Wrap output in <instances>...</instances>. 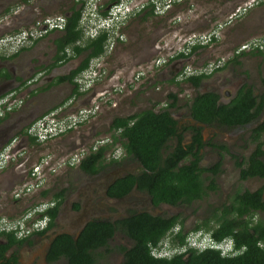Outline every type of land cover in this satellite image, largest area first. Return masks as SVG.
I'll use <instances>...</instances> for the list:
<instances>
[{
	"label": "flooded vegetation",
	"instance_id": "obj_1",
	"mask_svg": "<svg viewBox=\"0 0 264 264\" xmlns=\"http://www.w3.org/2000/svg\"><path fill=\"white\" fill-rule=\"evenodd\" d=\"M15 1L0 0V13L6 10V8L10 9L11 4ZM19 2H21V7L17 6L11 16L6 17L7 15H4L3 19H0V38L10 34H19L21 31L27 32L26 41L13 46L11 49H0V152L6 145L12 144L10 155L16 156L21 153L20 143L22 141L27 140L32 143L30 139H33V143L38 144L37 137L29 132L34 123L42 121L43 124H56L66 114L76 112L78 106L89 105L98 96L112 91L113 87L112 82L106 88L102 87L101 81L103 78L107 77L111 79L113 73L108 72V76H106L104 71H100L98 66L95 68L98 73L96 79L92 81L88 90L81 91L79 75L84 70L79 73L77 71L82 65L85 54L67 58L72 55V52L70 55H67L65 54L66 49L62 50L60 47L66 21L72 15L69 9L73 6L79 8L76 0H38L37 7L40 10L44 9L46 12H51L47 11V8H49L53 11L62 12L54 17H49L45 14L47 17L41 19L36 18V15L34 17L28 15L30 14L29 6L23 3L26 2L25 0H19ZM9 17V21L11 20V22H4ZM56 17L64 19L63 27L61 29L52 28L48 30L42 22L47 18ZM153 33H156V31L154 30ZM218 34L219 36L216 37L215 41L211 42L212 45L221 39L222 31ZM238 37H235L232 41L236 43ZM147 38L145 40L142 39V43L138 45L143 47L147 43H150L147 42ZM117 44L123 43L118 42ZM151 44L154 45L153 42ZM239 46L237 47L239 48ZM2 52H5V54H2ZM242 52H246V54L244 53L245 55L237 57V59L242 58L241 63L233 64L230 59L240 55ZM251 53L250 50L236 53L234 48V54L230 56L231 58L228 61L225 62L220 58V65L209 73V76L200 83L197 89H194V95L196 93L212 92L217 95L218 105L227 106L238 97L241 91L250 89L252 96L256 97V102L262 104L259 112L254 117L250 119L241 118L240 116H236L233 119L217 117L209 121L199 122L190 115L188 107L190 100L187 107L178 108L177 106L170 110L173 120L176 122L177 135L181 138L179 140L177 136L170 137L166 142L165 148L162 150V156L164 157L169 154L175 149L177 143L180 142L186 155L184 160L177 163L176 166L177 168L181 166L189 167V185L199 187V191L196 193L199 195L197 199H191L187 203L177 201L174 205L167 202H157L154 204L150 194L146 190L137 189L136 185L129 192L120 196L109 193L110 186L116 180L127 175L133 177L140 176L143 174L142 171L146 172L141 165L126 159L120 143L116 142L115 147L106 152V163L111 161L110 164L104 165L97 173L82 172L90 178L95 177L101 170L108 172L98 182L97 188L100 190V194L95 193L92 195L91 184H82L77 192L71 195L68 194L64 198V201L60 204L62 211L58 208L52 224L48 220L41 230H30L29 223L25 222L24 230L18 234L14 233L18 240L24 239L25 241L11 248L9 253H15L17 256L16 249L21 246H29L32 238L34 240V246H32L34 251H45L44 255H41V259L44 261L42 264H54L62 260L66 263V259L63 257L54 262L47 261L48 249L52 240L60 235H67L75 240L82 230H79L80 225H84L90 221H103L109 223L113 228V233L107 242L118 238L119 241H116V243H122L118 258L120 259V264H124V254L133 247L134 242L122 231L121 222L132 215L141 213H145L153 218L174 220V226L168 236L169 243L173 245L172 239L180 233L181 235H186L189 245L197 251L209 250L200 247V241L198 240L199 235H210L204 229L206 227L210 229L218 227L225 218L234 219L233 225L236 228V234L247 232L252 236H256L252 226L258 222L264 223V220L260 218L264 216V210L256 208L257 203L254 194L259 191V199L264 206V186L255 187V183L258 181L264 182V176L258 177L250 174L254 172L252 167L255 161L264 163V85H262L261 92L258 93L259 82L256 83V81L250 78L249 68L254 69V76L259 77V80L263 84L264 79L260 78L262 65L259 66V61H261L262 56L255 55V52ZM62 54L66 56V60L59 59ZM156 54L158 53L153 51L146 53L148 60L143 64L150 66L147 73H151L152 76H157L158 78L161 75H167L169 78L176 80L177 72L182 67V61L167 62L162 66L155 67L153 62ZM211 56V52H207L205 57L201 55L199 63L209 62ZM104 59L100 60V62ZM254 60H257V62L252 66L251 61ZM228 65H231L229 70L226 68ZM147 73L142 71L143 75L139 80L145 77ZM75 88H77V94H73ZM66 90L68 93L64 95ZM98 93L103 94L97 96ZM37 97L50 101V105L47 108L41 109L46 112L45 114L43 112V115L40 114L41 111L38 106H33V101ZM39 114L40 117H38ZM260 125L262 128L258 130ZM77 127L79 125L68 130L66 129L62 133H59V135L65 136L76 130ZM118 132L120 131L118 130ZM102 140L110 142V136ZM98 145H100V142L96 141L95 144L89 146L88 151H85L83 157L91 149L92 151L95 150ZM17 161L15 164H9L10 162L7 160L3 169L0 170V173H11L12 169L18 170L19 174L16 177V184L23 181L24 177L29 173L22 167L23 159H18ZM193 163L196 164L194 175L197 177V181L193 180ZM10 165L12 167L11 170L9 169ZM174 171L176 172V167ZM227 172L234 174V182L229 185L228 190L223 191L219 195V191L222 189L221 178ZM26 190L24 189L25 192H22L21 195L31 192ZM21 195L16 198L13 192L14 203L21 200ZM217 195H219L218 201L208 206L209 197ZM220 196L221 199H219ZM201 203H204V211L199 213L198 208L195 213L190 212L191 220L187 222L186 217L183 215L187 213V210L192 205ZM47 204L53 207L55 201L51 200ZM92 205L95 206L91 207ZM232 205H234L233 212ZM104 209H110L113 212H103L101 215L100 211ZM227 210L230 212L229 215H225ZM129 211L135 212L131 213ZM66 215L73 217V220L69 222V229L56 228L54 226L55 222L61 221ZM199 215L202 217L200 221L196 218ZM231 239L234 241L232 237ZM129 243H132V245L126 247ZM165 244V241L162 240L158 246L164 247ZM241 248L235 258L244 256L247 246L242 245ZM24 250L22 249L21 253ZM186 250H180L179 253L184 254L185 257L187 255ZM28 252L32 253L31 250ZM225 258L234 259L233 257Z\"/></svg>",
	"mask_w": 264,
	"mask_h": 264
},
{
	"label": "rangeland",
	"instance_id": "obj_2",
	"mask_svg": "<svg viewBox=\"0 0 264 264\" xmlns=\"http://www.w3.org/2000/svg\"><path fill=\"white\" fill-rule=\"evenodd\" d=\"M25 1L26 2L23 3L29 6L30 14L28 15L30 17L36 15V18L41 19L47 16L54 17L62 13L53 11L49 8H47V11L51 12H46L44 9L40 10V8L37 7L38 0ZM256 2L257 0H190L187 5L182 3V5H178V8L174 6L176 5L174 4V7L172 6L173 8H171V11L167 14V16H169L168 19H162L164 17L161 18L153 15L154 17L142 21L141 17H137V14H135L126 24L119 26L118 31H115L116 33L112 37L116 39L122 34L125 40L123 44L117 45L115 50V45L114 47L112 46L109 55L100 57L101 59L105 58L102 62L94 63L91 61L90 63V65H98L100 71H104L106 76H108V72L113 73L111 79L105 77L101 81L102 87L105 88L112 82V91L109 93L105 92L104 94L98 93L97 96L100 94L103 95L98 96L89 105H82L76 108V111L84 108L89 111V113L86 120L78 124L79 127L73 132L65 136H60L59 134L54 135L51 138H46L47 141L46 139L40 141L39 138H37L38 144L24 140L20 143V154L17 156L9 154L7 159L10 162L9 164H15L18 162V159H23L22 167L24 170H27V172H30L33 166L38 164L41 160L46 161L47 166L42 171L44 181L38 188L34 187L36 180H32L29 177V173L24 177L23 181L16 184V177L19 171L12 169L11 165L9 168L10 170L12 169L11 173H0V220H17L24 217L25 214L36 207V205L47 202L50 203L51 200L53 201L54 195L60 192H62V204L64 198L68 194H74L77 192L78 188L85 183L91 184L92 195L95 193L100 194V190L97 188L98 182L103 175L108 172L106 170H101L95 177L90 178L78 169L76 166L77 162L75 161L73 162L74 166L68 168L67 161L70 156L77 155L80 150L88 151L89 146L95 144L96 141L109 137L111 132L108 131V126L114 117H126L153 107L155 110H159L170 102L168 98L169 94L176 95L178 108H185L195 93L194 88L184 83L183 80H174L171 82V78L167 75H161V77L158 78L157 76H152L151 73H147L148 65L143 64L148 60L146 58V53L148 51H153L158 53L156 56H165L167 52H171V50H167L166 47H174L177 50L182 49L185 44L184 40L190 37L207 36L210 34H214L218 37V33L221 32V30L239 29L242 33L238 37L236 43L232 40L222 39L221 37L220 43L216 42L213 45L210 43L205 45L204 49L199 50V53H203V57L206 56L208 51L211 52L212 56L209 60L212 62H217L220 58L226 62L231 58L230 56L234 54V48H236L240 42L255 40L264 41V22H258L251 18L250 12L253 11L249 8L247 11L242 10L246 5H254ZM20 3L19 0H16L11 4L12 6L10 5V9L6 8L8 12L5 13L4 11L6 10L1 12L0 15L3 14L0 16V19L2 20L4 15H7L6 17L9 15L11 16L17 6L21 7ZM259 5L264 6V3H259ZM262 14L264 16V13ZM9 19L10 17L4 22L10 23L11 20L9 21ZM154 30L156 33H153ZM146 37H148L146 39L147 42L150 43L140 47L138 44L142 43ZM114 41L115 40L112 42L114 43ZM151 42H153L154 45H152ZM244 53L246 54V52ZM2 54H5V52H2ZM200 58L201 56L199 58L194 57V59L188 62L185 61V65L190 64V68L199 69L202 66V64L199 63ZM256 62L257 60L251 61V65L254 66ZM260 65H262V69H260V78L264 79V55H262L261 61H259V66ZM230 66L231 65H228L226 68L229 70ZM256 69L258 70V68ZM141 70L147 73V75L141 80L136 79V81L131 83L136 72ZM249 72L250 78L256 81V83L259 82L257 92H261L262 85L264 84L259 80V77L254 76L253 68H249ZM148 78L150 79L147 80ZM67 93L68 91L66 90L64 95ZM49 105L50 101L45 98L37 97L33 101V106L39 107L41 111L40 114L45 111L41 109H45ZM45 113L46 112L43 114ZM85 113L86 112H84V114ZM40 114L38 117H40ZM37 123L41 125V121ZM35 127L37 126L35 125ZM107 155L109 156V154ZM53 169L55 170L54 172ZM233 176L234 174H229V172H227L223 178H221L222 189L219 191V195H221L223 191L228 190L227 188L229 185L234 182ZM28 182L33 185V188L30 189L31 192L21 195V200L14 203L13 192L15 194L19 189L25 192L23 187ZM260 185L264 186V182L258 181L255 183V187ZM42 192H46L45 196H41ZM219 195L215 197L210 196L207 205L211 206L215 204L216 201H218L217 198ZM219 199H221V196ZM94 204H96V202H94ZM93 206L95 205L91 207ZM203 206L204 203L192 205V207L187 210L188 214L186 213L183 215L186 217L187 222L191 220L189 213H195L198 208L199 213L201 211L203 212L205 209ZM59 208L62 211L61 206H59ZM100 212L102 215L103 212L109 213L113 212V210L104 209ZM129 212L134 213L135 211ZM102 217L105 219L104 216ZM196 218L198 221L202 219L200 215L196 216ZM260 218L264 220V216ZM72 220L73 217L66 215L61 221L55 222L54 226L56 228L69 229V222ZM82 226L83 225H80L79 230L83 229L85 224L83 227ZM61 230L66 231L64 229ZM116 241H119L118 238L108 241L105 247L97 249L94 252V264H120L118 256L122 243H116ZM131 245L132 243H129L126 247ZM32 246H34V240L31 238L29 246H21L16 249L18 264L44 263L41 259V255H44L45 251H34ZM22 249L27 250V252L24 253V250L21 253ZM29 250H31L32 253H29ZM54 264H65V262L62 260Z\"/></svg>",
	"mask_w": 264,
	"mask_h": 264
},
{
	"label": "trees",
	"instance_id": "obj_3",
	"mask_svg": "<svg viewBox=\"0 0 264 264\" xmlns=\"http://www.w3.org/2000/svg\"><path fill=\"white\" fill-rule=\"evenodd\" d=\"M117 1L105 0V6L112 5ZM69 10L72 15L66 21L60 47L62 50L67 47L71 49L72 55L67 58L85 54L82 65L77 71L79 73L88 67L92 58H96L103 53L104 43L106 38H110V34L101 32L95 38L85 40L82 43V30L78 26L80 9L73 6ZM137 17H141L142 21H146V19L154 16L152 10L145 7L137 14ZM202 49H204V46L194 45L190 47L187 54L180 53L176 56V60L185 62L191 55ZM237 49L238 47L235 48V50ZM251 52H255V55H264V49H251ZM243 55L242 52L234 58ZM67 58L64 54L59 57V59L64 60ZM231 61L233 64H238L236 59ZM208 76L205 74L190 76L183 79V82L197 89ZM173 81L174 79H171V82ZM76 89L73 90V94H77ZM168 98L170 102L159 110H155L153 107L126 117H114L108 129L111 132L110 142L106 141L98 145L93 151L91 149L79 161L78 169L84 173H97L104 165L111 163V161L106 163V152L112 147L114 148L116 142H119L126 159L141 165L146 172L142 171L143 174L140 176L127 175L116 180L110 186L109 193L120 196L129 192L136 185L137 189L146 190L150 194L154 204L167 202L174 205L177 201L187 203L191 199H197L199 195L196 193L199 191V187L189 185V167L181 166L177 168L176 166L177 163L184 160L186 155L180 142L169 154L162 156V150L170 137L177 136L179 140L181 138L177 135L176 122L173 120L170 111L177 107V97L175 94H169ZM188 107L191 117L202 122L217 117L233 119L240 116L241 118L250 119L259 112L262 104L257 103L256 97H253L250 89H247L241 91L238 97L227 106L218 105L217 95L212 92L196 93L190 99ZM261 128L260 125L258 130ZM30 141L33 143V139H30ZM195 166L196 164L193 163L192 175L193 180L197 181V177L194 175ZM175 167L176 172L174 171ZM252 169L254 172H251L250 175L264 176V163L255 161ZM45 193L42 192L41 196H45ZM254 195L256 196V208L264 210V206L259 199V191ZM61 198L62 192L54 195L55 205L48 208L44 213L50 224H52L57 214ZM233 211L234 205H232ZM229 213V210H227L225 215H229ZM233 222L234 219L225 218L218 227H213V229L206 227L204 231L210 233L211 240L216 243L232 237L237 249L241 250L242 245H246L247 249L244 256L235 258V255L233 256L234 259H229L222 258L219 252L215 250H194L187 242L186 235L178 233L172 239L173 245H170L172 248L187 249L185 251L187 255L184 257V254H175L170 257L157 258L151 255V248H156L164 240L166 234L173 228L174 220L153 218L145 213L132 215L121 222L122 231L134 242L133 247L124 254V264H264V223L258 222L252 226L256 235L252 236L247 232L236 234ZM112 233L113 228L109 223L90 221L85 224L75 240L67 235L56 236L50 244L46 259L49 262H54L63 257L66 259L65 264H93L94 251L104 247ZM23 241L25 240H18L12 232H0V264H17L16 254H10L9 251ZM160 250L165 251L166 249L161 248Z\"/></svg>",
	"mask_w": 264,
	"mask_h": 264
},
{
	"label": "built area",
	"instance_id": "obj_4",
	"mask_svg": "<svg viewBox=\"0 0 264 264\" xmlns=\"http://www.w3.org/2000/svg\"><path fill=\"white\" fill-rule=\"evenodd\" d=\"M80 7V17H79V23L78 26L82 30V33L85 38H94L96 37L100 32H108L110 34V38L107 39V44L105 46V53H109L112 46L114 47V43L112 42L115 40L112 36L115 35V31H118L119 26L122 24H125V21L130 15H135L140 13L146 6H149L151 10L154 12V14L158 16L165 15L168 10L172 7L173 4L182 3L185 0H118L117 2L113 3L109 6V8L105 11V15H101L99 13V9L102 7L101 0H76ZM264 2V0H260ZM46 28L52 29V28H58L61 29L64 25V19L61 17L56 18H47L42 22ZM33 35H35L33 33ZM119 40H123V35H119L117 37ZM216 38L214 34H210L207 36H199V37H190L186 40H184V43H186V46L190 47L196 44H207L211 42L212 39ZM27 40V32L21 31L19 34H10L7 36H4L0 38V49L1 48H9L11 49L13 46H17L18 44H21L22 42ZM167 50H171V52H168L165 56H160L155 58L153 65L155 67L161 66L167 58H172L175 56L179 51L177 49H171L170 47H166ZM251 49H264V41L255 40V41H249L248 43L242 44L237 50V52L245 51V50H251ZM187 51V49H185ZM99 59V61H98ZM100 60H102L100 57L97 59H93L92 61L94 63H99ZM218 62H209L204 67L198 69H192L189 67H186L183 69V71L178 75V79H184L188 76L192 75H199V74H209L214 68L220 65ZM91 63V62H90ZM88 65L87 69L81 72L79 75V85L81 91H86L89 89L91 83L93 80L96 79V76L98 75L96 71V66L94 65ZM150 66H148L149 69ZM142 71H139L134 76L133 80L136 81V79H139L143 74ZM144 72V71H143ZM84 112H86L84 114ZM89 111L82 108L77 110L74 113H70L69 115H66L64 118H62L58 123H47L43 124L41 121V125H38L37 121L32 125L30 128V134L36 136L39 138L40 141L45 140L46 138L52 137L54 135H57L59 133H62L64 130H68L83 121L86 120L87 115ZM35 125L37 127H35ZM100 144L106 142L105 140L99 141ZM12 144L6 145L2 151L0 152V170L3 169L5 166V162L7 161L10 150H11ZM85 155L84 150H80L77 155L70 156V158L67 161L68 167H73V162H79L80 159L83 158ZM77 165V164H76ZM47 166V162L44 160H41L38 164L33 166L32 170L29 172V177L33 180L35 179V186L38 188L40 185H42L44 181V177L42 176L43 169ZM52 171V170H50ZM55 170L53 169V172ZM24 189H27L26 191H30V189L33 188L32 183L28 182L24 187ZM22 194V190L19 189L14 195L16 198ZM49 207L48 204H38L33 209L29 210L27 214H25L24 217L17 221H10L7 219L0 220V232H12V233H21L22 230H24L25 222L29 223V229L30 230H41L45 223L48 221L47 217L44 216L45 210Z\"/></svg>",
	"mask_w": 264,
	"mask_h": 264
},
{
	"label": "clouds",
	"instance_id": "obj_5",
	"mask_svg": "<svg viewBox=\"0 0 264 264\" xmlns=\"http://www.w3.org/2000/svg\"><path fill=\"white\" fill-rule=\"evenodd\" d=\"M185 1H187V0H185ZM184 1V2H185ZM78 3V2H77ZM183 3V2H182ZM259 3H264V2H262V1H260V0H257V2H256V4H254V5H257V4H259ZM101 4H102V7L99 9V13L101 14V15H104V13H105V11L109 8V6L110 5H108V6H105V0H101ZM177 4H180V3H177ZM79 5V4H78ZM174 5V4H173ZM172 5V6H173ZM254 5H246L245 7H243V11L244 10H246L247 11V9L249 8L250 9V7H252V6H254ZM146 7H149V6H146ZM150 8V7H149ZM172 8V7H171ZM171 8L168 10V12L171 10ZM79 9H80V7H79ZM151 9V8H150ZM81 10V9H80ZM153 12V11H152ZM168 12L165 14V15H163V16H158V15H156V14H154V12H153V15H155V16H158V17H165V16H167V14H168ZM139 14V13H138ZM133 15H130L128 18H127V20L125 21V24H126V22L129 20V19H131V17H132ZM79 23V22H78ZM222 31V30H221ZM101 33V32H100ZM82 35H83V33H82ZM4 37V36H3ZM2 38V37H1ZM95 38V37H94ZM88 39H90V38H85L84 37V35L82 36V40H81V42H83V41H85V40H88ZM93 39V38H92ZM107 39L108 38H106V41H105V43H104V51H103V53L101 54V55H99L98 57H96V58H92L91 60H93V59H97V58H99V57H101V56H106V55H109V53H105V51H106V49H105V46H106V44H107ZM125 40H124V38H123V40H119L118 38H116L115 39V48H116V46L118 45L117 43L118 42H120V43H123ZM213 41H215V38L214 39H212L211 40V42H213ZM211 42H209V43H207V44H204V45H201V44H196V45H200V46H205V45H208V44H210ZM80 43V42H79ZM78 44V43H77ZM242 44H245V43H242ZM242 44H240V46L242 45ZM194 46V45H193ZM239 46V47H240ZM190 47H192V46H190ZM190 47H188V46H186V43L184 44V47L182 48V49H179L178 51V53L175 55V56H173L172 58H167L166 59V61L162 64V65H164V64H166L167 62H174V61H177L176 60V56H178L180 53H183V54H187L188 52H189V49H190ZM115 48H114V50H115ZM171 49H175L174 47H170ZM185 49H187V51L185 50ZM251 51V50H250ZM70 53H71V49L69 48V47H67L66 48V53L65 54H67V55H70ZM168 53V52H167ZM157 57H160V56H156V58ZM189 59V58H188ZM219 61V60H218ZM188 62V61H187ZM209 62H212V61H209ZM209 62H205V63H203L202 64V66L200 67V68H202V67H204L206 64H208ZM161 65V66H162ZM186 67H191V65L190 64H186L185 65V62H183L182 61V67H181V69L177 72V78H176V80H179L178 79V75L183 71V69L184 68H186ZM199 68V69H200ZM194 69H197V68H194ZM198 69V70H199ZM137 73V72H136ZM203 74V73H202ZM136 75V74H135ZM134 75V76H135ZM199 75H201V74H199ZM205 75H207V74H205ZM209 75V74H208ZM192 76H198V75H192ZM188 77H190V76H188ZM134 78V77H133ZM133 78H132V80H131V83L134 81L133 80ZM187 78V77H186ZM185 79V78H184ZM181 80H183V79H181ZM47 204V203H46ZM48 208H51L50 206L48 207ZM47 208V209H48ZM46 209V210H47ZM45 210V211H46ZM45 213V212H44ZM44 216H46L45 214H43ZM47 217V216H46ZM22 218V217H21ZM21 218H19V219H21ZM1 219V218H0ZM19 219H17V220H19ZM47 219H48V217H47ZM17 220H10V221H17ZM49 220V219H48ZM168 236H169V233H167L166 234V236L164 237V241H165V246L164 247H159V246H157L156 248H151V255L152 256H154V257H157V258H161V257H170V256H173V255H175V254H180L179 252H180V250L181 251H183V249L181 248V249H179V248H172L171 247V245H170V243H169V241H168ZM198 240L200 241V247H202V248H205V249H209V250H215V251H217V252H219V255L222 257V258H224V257H233V256H235L236 254H237V252L238 251H240L239 249H237L236 248V246H235V243H234V241L231 239V238H225V239H223L222 241H220L219 243H216V242H214L213 240H211V238H210V236L209 235H199V237H198ZM161 248H165L166 250L165 251H161L160 249Z\"/></svg>",
	"mask_w": 264,
	"mask_h": 264
},
{
	"label": "crops",
	"instance_id": "obj_6",
	"mask_svg": "<svg viewBox=\"0 0 264 264\" xmlns=\"http://www.w3.org/2000/svg\"><path fill=\"white\" fill-rule=\"evenodd\" d=\"M189 1L190 0H188V1H185V2H183V4H186L187 5V3H189ZM178 5H182V3L181 4H176V5H174V6H177V8H178ZM173 6V7H174ZM172 7V8H173ZM249 10V9H248ZM250 10H252L253 12H250L251 13V18H253V19H255V21H258V22H264V16H263V14L262 13H264V6H261V5H259V4H257V5H254V6H252V7H250ZM171 11V10H170ZM169 11V12H170ZM168 12V13H169ZM162 18V17H161ZM169 18V16H165L164 18H162V19H168ZM241 33H242V31H240L239 29H233V30H224V31H222V39L224 38V39H227V40H233L235 37H238V36H240L241 35ZM220 42V40L218 41V43ZM82 43H84V42H82ZM242 43H244V42H240L238 45H240V44H242ZM237 45V46H238ZM209 52V51H208ZM201 55H203V53L201 54V53H199V52H195L189 59H187L186 61H189V60H192V59H194V57H200ZM245 55V54H244ZM232 59H236V61L240 64L241 63V61H242V58L241 59H237V58H234V57H232ZM231 59V60H232ZM200 60H201V58H200ZM232 62V61H231ZM188 84V83H187Z\"/></svg>",
	"mask_w": 264,
	"mask_h": 264
},
{
	"label": "water",
	"instance_id": "obj_7",
	"mask_svg": "<svg viewBox=\"0 0 264 264\" xmlns=\"http://www.w3.org/2000/svg\"><path fill=\"white\" fill-rule=\"evenodd\" d=\"M83 226H84V225H83ZM83 226H82V227H83Z\"/></svg>",
	"mask_w": 264,
	"mask_h": 264
}]
</instances>
